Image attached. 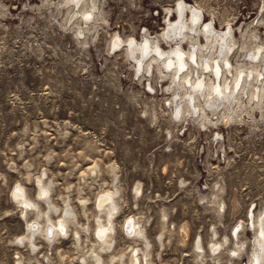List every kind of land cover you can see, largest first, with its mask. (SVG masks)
<instances>
[{
    "label": "rangeland",
    "instance_id": "1",
    "mask_svg": "<svg viewBox=\"0 0 264 264\" xmlns=\"http://www.w3.org/2000/svg\"><path fill=\"white\" fill-rule=\"evenodd\" d=\"M178 2L200 15L198 26L230 32L234 66L264 59V0H0V264H94L96 254L101 264H132L136 249L137 264L143 252L150 264H264L253 261L264 97L256 106L245 91L241 108L216 102L204 115L178 114L180 85L160 59H138L147 37L167 53L207 44L177 36L191 23ZM167 27L171 39L161 37ZM43 183L49 203L38 197ZM19 186L36 203L26 214ZM111 191L120 208L101 250L95 202ZM64 215L66 234L25 238L28 226L46 224L47 234ZM132 219L143 237L126 234Z\"/></svg>",
    "mask_w": 264,
    "mask_h": 264
},
{
    "label": "bare ground",
    "instance_id": "2",
    "mask_svg": "<svg viewBox=\"0 0 264 264\" xmlns=\"http://www.w3.org/2000/svg\"><path fill=\"white\" fill-rule=\"evenodd\" d=\"M71 1L73 2V4L78 5L81 0ZM175 10L180 14H188V12L191 13V23H186L185 25H183V32H179L177 36L181 40L188 39L192 43H194L196 40L195 34H197L198 36H203L207 41V44L204 46V48L202 47V49L199 47L200 45H197V47H199V53L196 51L198 48L195 50V48L190 49V47L187 51H185L181 49L180 45H178V39V46L167 53L164 52L165 50H162L159 47V43L157 42V40H153L147 37L141 42V44L138 45L137 51L139 52L138 54L140 56V58H138L139 60L145 56L154 59H160V62L162 61V65L167 72L166 74H164L169 75L171 80L177 82L178 85H180L181 91H183L181 96H185V98L183 99L185 103L182 106L180 105L181 107L178 111V114H182L187 109H189V107H191L193 108L192 110L196 109L199 111V113L204 115L206 114L204 106H213L216 102L222 103L224 106V110H229V108L236 107L241 108L245 103V91H247L248 93V96L245 99L246 102L258 106L262 102V99L264 97V73H259L257 71V68L260 66L259 62L264 61V59L259 55L260 60L258 61V63L253 64L251 62L246 70L241 69V67L234 66L229 56L232 53L234 47L233 37H230L229 35L230 32H228L227 36H225V32L216 34L215 32H213L210 24L204 22L201 23L200 26H198L202 18L191 8V5L184 4V2H178ZM92 15V11L87 12L85 18L87 20H90L92 18ZM193 22H195L194 26ZM179 28H181V25ZM186 30H188L190 34L187 33ZM170 34L171 31L169 27H167L163 30L161 37L165 39H171L172 37ZM114 41L115 43H117L118 41L121 42L122 40L117 38ZM127 42L129 45H131L136 41L134 39H130ZM129 54H134V51H132L131 48ZM257 58L258 54L254 53L253 59ZM137 63V70L144 66L142 64V61ZM145 64L146 70L151 69V64ZM254 72L256 73L255 76ZM254 81H256L257 84L259 83V85H256ZM38 181L39 184L42 183L41 179H38ZM19 189L21 192L16 191L15 198L19 203L25 205L26 214L27 209H32L34 205L36 206V203L26 197L22 187L19 186ZM49 191V187L45 184L44 187L38 188V197L45 200L46 203H49V201L47 200ZM136 191L138 192L139 189H137ZM115 194L116 193L113 191L102 192L101 194H99L95 202V209L97 213L101 214V216L97 217V227L94 233L96 238L100 241L101 250L109 249L113 243V221L120 208ZM261 216L262 217L259 220L258 229L256 231V241H258V247L257 250L254 251L253 256V261H255V263H264V212L263 214L261 213ZM74 217L75 216L73 213V218ZM48 218L49 217H47V221H51V219ZM67 221V215L60 217L57 224H52L53 229L47 234H45V232H47L45 229L46 224L38 225V229H33L31 226H28V233L25 238L29 239L30 235L34 231H40L48 241H51L52 238L54 239L58 235L67 233ZM126 223L127 224L125 226V232L127 235H139V237L144 236V233L140 226L137 224L136 220L132 219L131 225L129 221H126ZM127 227H129L128 230L126 229ZM147 245L149 244L147 243ZM219 247L220 244H212L211 250L215 252L219 249ZM197 248H201L198 243ZM137 252V249L133 251L132 257L130 256V259L132 258L130 262H136L135 264H137L141 261V258L138 257ZM93 255H95V253H93ZM143 259L145 262L144 264H150L149 256L147 255V253L143 252ZM101 262V258L96 254L94 264H101Z\"/></svg>",
    "mask_w": 264,
    "mask_h": 264
}]
</instances>
